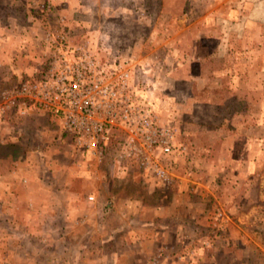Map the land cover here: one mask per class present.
<instances>
[{
  "label": "rangeland",
  "instance_id": "obj_1",
  "mask_svg": "<svg viewBox=\"0 0 264 264\" xmlns=\"http://www.w3.org/2000/svg\"><path fill=\"white\" fill-rule=\"evenodd\" d=\"M62 31L132 62L138 94L174 129L168 179L89 160L43 110L1 115L0 175L72 181L117 229L21 237L0 208V263L264 264V0H0V89L34 77ZM82 243L92 253L76 256Z\"/></svg>",
  "mask_w": 264,
  "mask_h": 264
},
{
  "label": "built area",
  "instance_id": "obj_2",
  "mask_svg": "<svg viewBox=\"0 0 264 264\" xmlns=\"http://www.w3.org/2000/svg\"><path fill=\"white\" fill-rule=\"evenodd\" d=\"M50 36L54 49L43 68L0 89V116L43 110L89 160L109 158L121 171L134 168L167 180L164 162L175 151L174 129L160 122L138 94L132 62L110 55L89 38L72 42L63 31ZM86 198L94 199L93 194Z\"/></svg>",
  "mask_w": 264,
  "mask_h": 264
},
{
  "label": "crops",
  "instance_id": "obj_3",
  "mask_svg": "<svg viewBox=\"0 0 264 264\" xmlns=\"http://www.w3.org/2000/svg\"><path fill=\"white\" fill-rule=\"evenodd\" d=\"M25 174L22 170H11L0 175V208L4 209L6 215H10L11 221L15 223L19 221L18 225L23 228L21 237L33 235L41 240L52 239L58 242L63 239H71V237L85 240L91 237L93 232H96L94 230L97 226H100L98 232L100 242L108 240L114 235L117 227L109 232L108 227L104 225L108 219L101 211V205L96 204V199L93 201L86 199V195L91 192H84V195L80 191L77 192L72 181L62 183L58 180V183H55L37 177L30 182ZM71 176L72 174H69V177ZM15 177H19V180L21 179L23 182L18 185L20 190H17L18 181ZM91 208L94 209V213ZM11 231L5 232L6 238L13 236ZM143 232L141 230L137 238L141 237ZM96 235L98 236V234ZM96 235L93 237H97ZM96 251L102 253V249ZM87 252L92 253L82 243V245H77L75 255L84 256L83 254ZM5 261L14 264L7 258ZM146 263L154 264L153 261L144 262L142 260L137 264Z\"/></svg>",
  "mask_w": 264,
  "mask_h": 264
}]
</instances>
